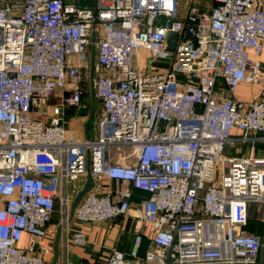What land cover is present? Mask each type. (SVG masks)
I'll return each mask as SVG.
<instances>
[{"label": "built area", "instance_id": "built-area-1", "mask_svg": "<svg viewBox=\"0 0 264 264\" xmlns=\"http://www.w3.org/2000/svg\"><path fill=\"white\" fill-rule=\"evenodd\" d=\"M202 1L182 13L180 0H0V264H51L41 242L57 206L60 264L86 244L73 219L129 217L150 227L147 264L258 262L261 240L244 228L249 205L264 203V157L225 150L235 129L264 142V0H212L210 14ZM88 77L102 112L81 142L65 109H89ZM242 85L259 96L236 99ZM89 169L94 188L71 218ZM105 178L125 185L102 192ZM135 190L148 194L137 207ZM107 264L132 262L113 249Z\"/></svg>", "mask_w": 264, "mask_h": 264}, {"label": "crops", "instance_id": "crops-1", "mask_svg": "<svg viewBox=\"0 0 264 264\" xmlns=\"http://www.w3.org/2000/svg\"><path fill=\"white\" fill-rule=\"evenodd\" d=\"M190 1L191 0H180V10L182 13L187 11ZM204 1H202L200 5L201 11L210 14L213 2L212 0H208L207 3H204ZM260 60L264 61V51ZM259 93L260 89L258 87L242 85L238 88L234 97L242 101H251L258 97ZM87 97L86 94L84 96V101L89 105L88 110H81L75 107H68L65 109V127L68 135L70 138L81 142L89 139L86 127L92 115L94 116V120L92 123L93 132L91 138L96 136L98 120L102 112V108L99 110L96 109L97 99L93 92L92 97ZM56 102V99H52L50 104L53 105ZM232 135L234 139L237 140L234 144L226 147V157H264V142H260V135H249V140L247 142L240 140L245 135L240 130L235 129ZM112 161L115 162V159ZM119 162L125 163L122 160H119ZM122 185L125 184L110 181L105 178L101 184V191L106 193L109 190H116V188H119ZM147 198L148 194L135 190L131 201L133 206L137 207L142 200ZM52 221L48 227V238L41 243L48 250L46 258L51 264H60L64 237L60 229V220L58 219V221L53 224ZM136 227V220L133 217L117 218L111 222L100 223L94 226L80 224L73 219L70 223L71 235L78 232H84L86 234V244H73L72 248H70V264H107L109 254L113 249L123 253L128 260H131L132 264H147L145 262V257L152 233L147 224L140 226L139 229ZM244 229L248 234L260 238L262 249L256 264H264V203H253L249 205V221ZM139 232L142 233L143 240L138 255L134 258L132 256V250L135 243V237ZM30 241L29 235L25 234L21 245L26 247L29 245ZM38 247L39 245L36 243L34 249H38Z\"/></svg>", "mask_w": 264, "mask_h": 264}, {"label": "water", "instance_id": "water-1", "mask_svg": "<svg viewBox=\"0 0 264 264\" xmlns=\"http://www.w3.org/2000/svg\"><path fill=\"white\" fill-rule=\"evenodd\" d=\"M93 4H94V0H79V6L80 7H93ZM157 22L160 23L161 25H164L165 24V18L163 16L161 17H158L157 19ZM175 38H176V34H172L169 38L170 40V44H169V49L170 50H173L174 47H175ZM186 39H191V36L189 34H186L185 36ZM195 46L197 47L198 44L197 42H195ZM93 120H94V116L92 115L89 122L87 123V134H88V137L89 139L91 138V134L93 132L92 130V123H93ZM94 188V181L92 179V176H91V171L90 169L88 170V176H87V183L85 184L83 190H81L78 195L76 196L74 202H73V205H72V208H71V218L74 217L75 215V211L78 207V205L80 204V202L82 201V199L84 198V196L90 192L92 189Z\"/></svg>", "mask_w": 264, "mask_h": 264}, {"label": "rangeland", "instance_id": "rangeland-1", "mask_svg": "<svg viewBox=\"0 0 264 264\" xmlns=\"http://www.w3.org/2000/svg\"><path fill=\"white\" fill-rule=\"evenodd\" d=\"M207 1L208 0H206V1H204V3H207ZM143 55V58H142V60L143 61H145L146 59H147V57L145 56V54H142ZM95 59V61H96V58H94ZM153 65L155 66V67H157L158 69H161V68H167V67H169L170 66V62L169 61H157V62H155V63H153ZM179 78L180 79H182V77L181 76H179ZM86 88H87V96L90 98V96L92 97V84H91V78L90 77H88V79H87V81H86ZM87 97V98H88ZM50 103V102H49ZM101 108V104H100V102H99V100H96V109H100ZM227 150H228V148H227ZM56 213H55V215H54V220L52 221V224L53 223H55V222H57L58 221V219H59V217H60V215H59V213H58V211H60V207L59 206H57V208H56ZM72 246H73V243H71V248H72ZM70 260H71V256H70Z\"/></svg>", "mask_w": 264, "mask_h": 264}]
</instances>
